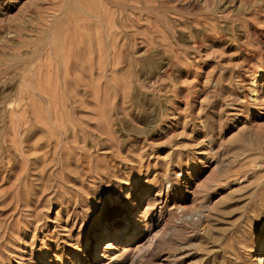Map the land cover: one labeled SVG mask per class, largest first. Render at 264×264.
Instances as JSON below:
<instances>
[{
  "label": "rangeland",
  "instance_id": "1",
  "mask_svg": "<svg viewBox=\"0 0 264 264\" xmlns=\"http://www.w3.org/2000/svg\"><path fill=\"white\" fill-rule=\"evenodd\" d=\"M139 1L0 0V264H264V0Z\"/></svg>",
  "mask_w": 264,
  "mask_h": 264
},
{
  "label": "bare ground",
  "instance_id": "2",
  "mask_svg": "<svg viewBox=\"0 0 264 264\" xmlns=\"http://www.w3.org/2000/svg\"><path fill=\"white\" fill-rule=\"evenodd\" d=\"M131 2L139 3L140 1L139 0H96L97 7L93 10V13L96 16L95 18H100L101 16L105 18V21L108 24V32L110 35H112L113 34V28H114V22H115V18H116V12H118V19L119 20L122 19L121 21L123 22L128 17V15L126 13V9L131 4ZM99 4L101 7L100 6L98 7ZM107 5L111 8V11ZM112 8H113V10H112ZM123 25H122V27H123ZM114 33H115V31H114ZM124 232H125V230L118 231L116 233V239H113L114 238L113 235H109L107 238L108 240H106V242L103 243V244H106L105 250L114 252V250L117 248V245H115L114 242L120 240L122 238V236L124 235ZM136 236H137V234L134 233V238H136ZM134 238L129 236V234L126 235V237H124V239H126V241H127V246L122 249L123 253L129 249L128 248L129 244H131L133 242ZM111 260H113V259L111 258Z\"/></svg>",
  "mask_w": 264,
  "mask_h": 264
}]
</instances>
